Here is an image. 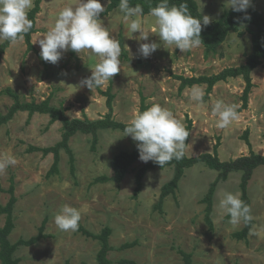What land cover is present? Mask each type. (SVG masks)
I'll list each match as a JSON object with an SVG mask.
<instances>
[{"label": "rangeland", "instance_id": "obj_1", "mask_svg": "<svg viewBox=\"0 0 264 264\" xmlns=\"http://www.w3.org/2000/svg\"><path fill=\"white\" fill-rule=\"evenodd\" d=\"M79 0H43L42 10L37 15V32L32 36L36 42L54 26L59 12L77 6ZM106 6L109 0H100ZM200 11L218 18L229 9L228 0H197ZM35 0H33L34 6ZM264 14V0H251ZM144 30L148 41H137L139 33L128 30L129 21L123 19L118 7L101 18V22L117 40L122 31L128 58L120 56V72L101 87L89 90L77 87L79 82L91 75V68L100 58L91 50L80 54L65 52L53 65L44 61L39 52L28 51L25 39L10 44L0 58V114L8 112L14 98L5 93L10 87L23 101L42 102L51 97V103L66 108L70 118L98 119L109 109L107 97L101 91L111 88L115 95L114 117L130 121L140 110L142 97L146 104L158 103L170 109L185 127L192 119L191 137L186 148L188 156L214 152L219 143L221 160H231L250 154L251 149L264 154V69L253 71V89L249 106L240 111L245 81L230 78L216 84L212 92L203 98V103L190 100L191 87L179 90L181 81L176 75L200 76L220 72L225 67L244 63L253 47L252 36L245 31L243 36L231 32L217 53L205 57L203 45L181 52L175 45H166L159 40L155 30V18L144 15ZM244 30V28H243ZM4 41H0V45ZM36 42V43H35ZM161 44L150 57L143 58L138 52L139 44ZM264 66V65H263ZM198 85V84H197ZM201 86L206 94V84ZM217 99L235 105L238 119L227 127L216 126L218 116L213 115ZM249 129L246 138V130ZM99 141L92 148V135L76 133L70 140L75 156V175L71 170L68 152L61 150L58 173L49 175L54 155H44L40 150L30 151L34 146H53L62 139V123L50 122L48 114L18 111L0 127V162L9 156L15 164L0 170V205H5L13 182L17 202L14 208L15 228L10 239L30 238L39 232L45 218L46 233L31 246H21L16 251L19 264H98V240L83 235L78 230L61 231L54 222L59 209L68 204L80 210L81 222L89 230L100 233L105 226L112 228L109 253L111 264H122V259L136 264H185L181 248L192 253L194 264H264V166L254 170L249 182L251 212L254 220L247 239H236L233 233L244 227L229 223L230 217L219 207L224 192L242 195L241 172H232L226 181H220L213 196V227L207 223L203 198L219 172L204 163L186 169L175 194L166 197L162 209H157L163 185L174 175L167 166L148 170L141 191L135 197L136 173L144 164L138 159L121 182H94L101 175L112 176L113 157L120 151H131L136 142L130 136L123 137L122 130L100 129ZM250 140L252 147L247 144ZM150 162V161H149ZM148 163V162H147ZM5 215L0 213V226ZM134 245L122 248L125 243ZM1 264V261H0Z\"/></svg>", "mask_w": 264, "mask_h": 264}, {"label": "trees", "instance_id": "obj_2", "mask_svg": "<svg viewBox=\"0 0 264 264\" xmlns=\"http://www.w3.org/2000/svg\"><path fill=\"white\" fill-rule=\"evenodd\" d=\"M42 1L43 0H35L34 6L29 10L28 18L32 21L33 27L27 34L24 35L25 42L28 46V51H35L37 53L39 51L33 44L32 36L38 30L37 15L42 10ZM119 2L120 0H109V3L105 8V12L101 13L100 19L109 14L116 7H118ZM160 2L161 0H129L130 6H135L137 4L141 5L144 15L148 14L150 9L152 7H155ZM180 3H187L189 10L194 17L202 18V16L204 15L200 11L197 0H169V6H179ZM245 31H248L251 34L253 43L252 52L247 56L246 63L238 66L225 67L220 72L211 75H176L175 78L181 81L179 90L183 91L186 87H191L196 84H206L207 88L205 96H208L212 92L214 86L219 82H224L229 80L230 78L241 76L246 84L242 94L243 104L240 107V111L248 108L250 94L254 86L252 72L258 66L264 64V14L254 5H250L246 12H236L231 8L224 10L218 18L210 20V23L207 26L202 27L201 38L203 43L201 45H203L205 48V57H210L211 55L217 53L218 48L226 41L228 35L231 32H237L240 36H243L245 34ZM118 41L121 45L122 55L128 58V51L125 46V36L122 31L119 34ZM10 44L11 43L9 41H4L0 45V58L5 53ZM71 54L75 55L76 52L71 51ZM4 92L14 98V103L11 105L7 113L0 114V127L3 124L9 122L14 117V115L21 110L29 111L30 116L35 113L48 114L50 116L51 123H62V139L59 142H57L53 146L39 147L32 145L29 148L30 151L40 150L44 153V155L53 153L54 160L48 173L49 175L58 173L62 149H65L68 152L71 162V170L73 175H75V156L69 143L71 138L76 135V133L82 132L91 134L92 148L95 149L99 141L98 134L100 129H113L123 131L124 127L127 124L126 122L119 121L114 117L113 101L115 95L112 92L111 88H108L106 91H101L102 95L107 97L106 103L109 111L108 113H106V115L98 119H91L86 115L84 117L70 118L66 114L65 107H63L62 105L56 106L51 103V97L46 98L42 102H37L35 100L23 101L20 98V95L10 87L6 88ZM145 100L146 98L145 96H143L139 112H142L147 107H149V105L146 104ZM192 127V119H189L186 129L189 131L190 135L185 141V143L187 144L186 148L188 147L190 141ZM248 132L249 129L246 130V138ZM246 142L250 147H252L249 139H247ZM218 147L219 143L215 145L214 152H206L198 156H188L185 148V156L182 159H173L169 163H167L163 168L167 166L173 167L174 175L168 182L163 185L160 199L156 204V208L160 210L162 209V205L166 197L176 193V190L179 187L180 180L183 178L186 169L191 168L198 163H204L211 169H215L219 172L217 179L211 184L207 194L203 198V202L207 204L205 210V218L207 223H209L211 227H213L211 216L213 212V196L215 194L217 185L220 181H226L232 172L242 173L240 183L242 192L241 199L251 207V199L248 192V186L250 180L252 179L254 170L259 166H264V154H259L251 149L250 154L242 155L240 157L224 161L219 157ZM138 159L139 153L136 145L131 151H120L113 157L112 160L114 174L112 176L101 175L97 177L94 182H121ZM156 167L161 168L158 164L150 161L142 165L137 170L136 188L134 195L135 197H137L138 193L141 191L143 179L148 170ZM7 191L10 193V198L5 205H0V213L5 215V223L3 226H0V261L1 264H19L20 258L15 254L19 247L31 246L39 242L43 238L49 237L50 234L46 233L45 231L47 223V218H45L41 226L39 227L38 234L28 239L20 238L16 242H13L10 239V235L15 228L14 208L18 200L15 194V184L13 182V177L12 184ZM253 224V219L247 224L244 223V227L241 230L234 232L233 237L239 240L247 239ZM78 231L83 235H86L87 237H91L99 241L100 249L97 253L98 264H111L109 253L113 249V246L110 244L112 228L109 226H105L100 233H95L86 228L80 220ZM134 244V242L125 243L121 247L127 248ZM177 251L182 255L185 264H194L192 253H189L181 248H177ZM120 263L136 264L133 260L128 259H122Z\"/></svg>", "mask_w": 264, "mask_h": 264}, {"label": "clouds", "instance_id": "obj_3", "mask_svg": "<svg viewBox=\"0 0 264 264\" xmlns=\"http://www.w3.org/2000/svg\"><path fill=\"white\" fill-rule=\"evenodd\" d=\"M229 7L236 12H246L251 0H228ZM33 7V0H0V41L15 44L23 40L33 27L28 12ZM118 9L123 19L129 21L128 30L139 33L137 41H148L149 35L144 30L143 8L137 4L130 6L129 0H120ZM105 6L100 0H79L77 6L63 8L54 23L36 42L40 46V57L53 65L69 50L80 54L82 50H91L100 60L91 68V75L83 78L77 87L92 90L101 87L120 72V42L113 37L101 22V13ZM148 16L155 18V30L159 40L166 45H175L182 53L201 46V31L210 23V17H194L187 3L169 6V0H161L152 7ZM247 18V17H246ZM35 42V43H36ZM161 44L156 42L140 43L138 52L143 58L150 57ZM205 91L201 86L193 85L190 100L203 103ZM213 115L218 116L216 126L227 127L238 119L235 105L225 104L217 99L213 106ZM123 137L130 136L136 142L139 159L149 161L163 168L171 160H180L185 156V141L190 133L174 113L158 103H152L144 111L138 112L127 122ZM15 158L9 156L0 162V170L9 164H15ZM219 207L226 212L229 223L245 224L252 219L251 207L245 203L239 193L224 192ZM81 212L68 204L63 205L54 216V222L61 231L75 232L79 229Z\"/></svg>", "mask_w": 264, "mask_h": 264}, {"label": "crops", "instance_id": "obj_4", "mask_svg": "<svg viewBox=\"0 0 264 264\" xmlns=\"http://www.w3.org/2000/svg\"><path fill=\"white\" fill-rule=\"evenodd\" d=\"M252 48H253V47H252ZM251 52H252V49H251ZM251 52H249L248 55H249ZM248 55H247V56H248ZM246 61H247V59L244 61V63H246ZM263 65H264V64H263ZM263 65L258 66V67H257L256 69H254L253 71L256 72V70H257L259 67H261L262 69H264V66H263ZM237 66H238V65H237ZM252 73H253V72H252ZM239 77H240V76H239ZM239 77H236V78H239ZM224 82H225V81H224ZM219 83H220V82H219ZM196 85H197V84H196Z\"/></svg>", "mask_w": 264, "mask_h": 264}]
</instances>
